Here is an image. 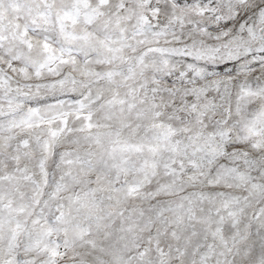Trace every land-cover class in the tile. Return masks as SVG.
Here are the masks:
<instances>
[{
	"label": "snow or ice",
	"instance_id": "obj_1",
	"mask_svg": "<svg viewBox=\"0 0 264 264\" xmlns=\"http://www.w3.org/2000/svg\"><path fill=\"white\" fill-rule=\"evenodd\" d=\"M0 264H264V0H0Z\"/></svg>",
	"mask_w": 264,
	"mask_h": 264
}]
</instances>
